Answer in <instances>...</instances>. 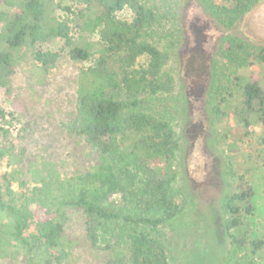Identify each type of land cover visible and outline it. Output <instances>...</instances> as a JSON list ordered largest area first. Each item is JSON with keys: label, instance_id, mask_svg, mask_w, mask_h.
<instances>
[{"label": "trees", "instance_id": "1", "mask_svg": "<svg viewBox=\"0 0 264 264\" xmlns=\"http://www.w3.org/2000/svg\"><path fill=\"white\" fill-rule=\"evenodd\" d=\"M204 1L230 28L261 0ZM156 16L147 0H0V91L11 97L15 67L28 63L43 83L61 49L75 63L88 62L78 68L66 127L94 155L92 165L71 174L49 160L37 162L29 168L33 180L25 179L24 154L14 151L7 127L17 117L0 97V259L69 264L81 242L95 264H169L165 239L155 230L176 220L186 205L175 189L177 133L152 108L153 98L176 87L166 69L171 51L151 38ZM56 43L60 49L43 47ZM220 54L246 67L253 55L264 60V45L227 34ZM233 86L228 95L239 100L237 120L249 127L258 113L264 123L259 82L236 74ZM253 194L248 186L224 199L235 247L247 241ZM72 210L80 213L82 240L70 236ZM259 245L252 242L254 250Z\"/></svg>", "mask_w": 264, "mask_h": 264}, {"label": "rangeland", "instance_id": "2", "mask_svg": "<svg viewBox=\"0 0 264 264\" xmlns=\"http://www.w3.org/2000/svg\"><path fill=\"white\" fill-rule=\"evenodd\" d=\"M147 1L157 14L151 38L171 51L166 69L176 78L175 89L153 98L152 104L154 112L175 129L180 145L175 189L186 207L176 220L155 230L165 239L169 264H264V123L255 113L249 127H244L236 118L239 100L228 95L234 90L236 74L259 82L264 89V60L253 55V63L240 67L220 54L227 34L255 47L264 45V0L230 28L216 19L204 0ZM43 47L61 48L57 43ZM61 52L43 83H37L28 63L15 67L11 97L0 91L4 106L17 117L7 127L14 151L24 154L21 168L28 180H33L30 166L43 160L53 162L63 174L84 170L94 162L84 140L66 127L74 111L78 68L88 62L75 63L65 50ZM13 98L21 107L14 106ZM248 186L254 194L252 213L245 219L247 241L235 247L224 199ZM81 225L80 213L70 211L72 238L82 240ZM254 240L260 242L255 250ZM90 256V248L79 242L69 264L98 262ZM0 264L25 262L19 257L0 259Z\"/></svg>", "mask_w": 264, "mask_h": 264}]
</instances>
